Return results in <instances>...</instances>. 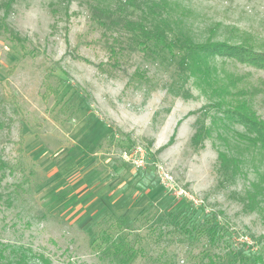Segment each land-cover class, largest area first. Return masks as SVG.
Returning a JSON list of instances; mask_svg holds the SVG:
<instances>
[{"label": "rangeland", "instance_id": "374dc122", "mask_svg": "<svg viewBox=\"0 0 264 264\" xmlns=\"http://www.w3.org/2000/svg\"><path fill=\"white\" fill-rule=\"evenodd\" d=\"M165 1L0 0V246L31 264H264V203L247 195L264 162L233 134L244 127L182 49L123 26L262 51L264 0ZM211 64L264 119V68ZM218 148L250 153L236 180Z\"/></svg>", "mask_w": 264, "mask_h": 264}, {"label": "trees", "instance_id": "16d2710c", "mask_svg": "<svg viewBox=\"0 0 264 264\" xmlns=\"http://www.w3.org/2000/svg\"><path fill=\"white\" fill-rule=\"evenodd\" d=\"M132 4H135L132 2ZM167 1L162 0V3L156 2L149 6L150 12L156 13L158 6L166 7ZM9 6V3L7 4ZM106 17L111 15L107 10H102ZM112 21L120 22L121 19L112 17ZM104 23V21H101ZM123 26L130 32L132 41L136 45L145 46L148 40H155L156 44H160L163 48L173 49L178 46L183 50V58L181 63L185 68H188L191 74H194L198 79L209 85V88L218 96L217 106L227 105L224 109L227 117L241 124L243 130H234L238 141L245 145V150L253 148V151L260 156L264 162V119L261 118L253 108L249 99L241 97V93L234 91L232 87L235 85L233 76L227 75V82L220 84L218 77H214V66L211 64V58L219 56H229L234 59L256 64L264 68V50L256 51L243 44H229L227 42H194L189 37L173 41L169 39L164 29L156 26L149 27L143 20H131L128 17L123 19ZM113 52L116 53L115 49ZM244 95V93L242 94ZM212 135L211 129L207 126H200L192 136V141L195 146L201 144L207 137ZM220 138L227 140L226 137ZM172 140H170L171 142ZM250 153H245L243 150L238 153H230L227 150L218 148L219 171L226 181H234L243 173V165L247 164ZM260 181L253 182V190L248 192V204L252 208L255 204L264 203V173H260ZM254 205V206H253ZM255 209V207H254ZM11 245L3 244L0 246V264H31L26 254L16 247L10 248ZM134 253H129L128 258L131 259ZM211 264H216L215 260L211 259Z\"/></svg>", "mask_w": 264, "mask_h": 264}, {"label": "built area", "instance_id": "2783aa9c", "mask_svg": "<svg viewBox=\"0 0 264 264\" xmlns=\"http://www.w3.org/2000/svg\"><path fill=\"white\" fill-rule=\"evenodd\" d=\"M136 162H137L138 164H140V163L142 162V159L140 158V159H138Z\"/></svg>", "mask_w": 264, "mask_h": 264}]
</instances>
